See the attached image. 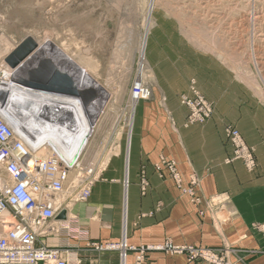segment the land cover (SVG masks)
I'll return each instance as SVG.
<instances>
[{"label": "crops", "instance_id": "crops-1", "mask_svg": "<svg viewBox=\"0 0 264 264\" xmlns=\"http://www.w3.org/2000/svg\"><path fill=\"white\" fill-rule=\"evenodd\" d=\"M192 60L187 63L167 57L155 62L161 71L159 89H153V99L138 101L132 126L126 110L113 118L114 136L107 142L100 177L89 199L74 203L68 211L66 222L80 230V235H50L41 238L42 243L70 246L73 257L84 264H120V251H98L89 244L118 243L126 233L132 245L170 238L178 244L229 247L234 251L230 255L234 263L243 252L260 249L247 257L246 264H264V237L251 229L252 223L264 221V101L248 98L214 59ZM177 67L182 72L177 69L173 74ZM193 78L216 109L208 122L185 127L188 108L181 105L179 95L189 92L188 80ZM110 120L105 116L98 126L103 122L106 128ZM228 124L255 147V171H248L240 160L225 162L233 154L225 135ZM162 156L177 163L184 186L197 179L200 204L182 193L167 168L164 177L156 172L154 165ZM142 169L150 183L145 195L140 188ZM159 202L161 211L141 216ZM128 262H133L131 253ZM148 264L202 263L184 255L153 252Z\"/></svg>", "mask_w": 264, "mask_h": 264}, {"label": "rangeland", "instance_id": "rangeland-1", "mask_svg": "<svg viewBox=\"0 0 264 264\" xmlns=\"http://www.w3.org/2000/svg\"><path fill=\"white\" fill-rule=\"evenodd\" d=\"M150 4V0H0V36H6L9 41L7 49H5V44L0 45V62L24 38L32 36L41 46L50 45L56 50L62 49L65 55L70 58H83V66H86L88 61L97 64L96 72L93 70L91 76L88 75L111 95L108 96V107L103 115V118L106 114L111 117L109 124L105 128V123L102 122L96 127L95 134L90 138L88 146L78 156L80 170L73 172L76 179L79 180L76 185L78 193L87 187L91 183L90 181L100 177V171L107 160V142L114 136V128L110 124L113 123V118L123 116L125 110L126 116H129L125 104L130 98L133 86L138 83L141 66L140 45L148 24ZM147 30L146 63L144 66L149 77L145 75L144 85L151 91V96L148 99H153V89L158 90L160 87L161 71L155 66L156 61H164L167 57H173L178 61L190 63L193 61L192 59L204 61V58L208 57L214 59L219 68L225 69L229 74V76L227 75L228 79H231L237 88L244 90L248 98L264 101V0H154ZM3 62L5 65V61ZM83 66L82 68H84ZM177 69L178 72H182V68L177 67L172 73L176 74ZM1 71L3 70H0V75ZM194 80V78L188 80L189 92L179 95L181 105H183L181 97L191 94V84ZM195 82L197 85L196 80ZM196 87L198 88V86ZM115 94L118 99L114 100ZM201 94L203 95L202 92ZM209 102L214 107L212 118L216 104L212 101ZM62 115L60 109L56 110L55 117L63 123L61 127L64 130H61L60 136H56L66 144L69 141V136H72L71 133H75L76 127L73 122L69 123L70 119ZM44 116L51 120L48 113ZM21 118L24 120V116ZM30 120H27L24 126L28 129L29 125L32 129L29 128L26 131L35 136L38 134L35 131L37 126ZM27 123L29 124L27 125ZM40 124L45 127L44 123ZM228 126L235 127L228 124L225 127V135ZM253 148L255 149V147ZM226 160L225 162L228 163ZM169 161L175 162L173 159L160 157V160L154 165L156 172L164 177L163 169L167 168L170 177L176 182L182 193L189 195L194 203L200 204L201 198L196 191L197 179H191L189 184L184 186L177 163L175 162L179 180L167 167ZM157 164L160 165V169H157ZM90 171L91 174L88 175L87 173ZM78 176L79 178H77ZM143 176L147 181L145 191L142 190ZM149 186L147 171L142 169L140 188L143 195L147 193ZM162 206L163 204L159 202L151 211L141 216H152L161 211ZM215 210L213 209V212ZM255 223L260 222L252 223L251 229L257 231L254 228ZM128 244L144 248L142 264L149 263L150 255L153 252L184 255L189 261L216 264L208 261L202 255H196L193 250L188 249L190 247L213 250L223 261V264H246L247 257L258 254L260 251V249L245 251L241 254L239 261L234 263L230 260V255L234 251L229 247L215 248L178 244L170 238H166L160 243ZM130 253L133 254L134 262L135 253Z\"/></svg>", "mask_w": 264, "mask_h": 264}, {"label": "built area", "instance_id": "built-area-1", "mask_svg": "<svg viewBox=\"0 0 264 264\" xmlns=\"http://www.w3.org/2000/svg\"><path fill=\"white\" fill-rule=\"evenodd\" d=\"M196 86L194 80L191 94L181 97L183 105L188 108L185 126L204 123L213 114V104ZM132 93L141 100L151 96L150 89L141 82L133 86ZM1 107L0 103V264H84L73 257L70 246H48L40 239L50 235H80V230L66 222L68 211L72 204L89 198L96 179L81 192H76L79 180L73 172L80 170L79 158L69 162L53 149L46 157L39 155L45 144L32 148L29 141L17 134L6 121ZM226 137L233 148V156L226 161L242 160L246 168L253 171L257 167L255 149L247 145L239 130L233 126L226 128ZM167 167L179 180L175 162L169 161ZM160 168L157 164V169ZM87 174L90 175L91 171ZM146 186L143 176V191ZM62 196L60 202L58 199ZM63 210L66 211V219L58 220L57 216ZM254 228L264 236V222L255 223ZM89 246L98 251H120V264H130V252L135 253V261L131 264H142L144 260V248L129 245L126 233L118 243L94 242ZM188 249L210 262L223 264L211 249Z\"/></svg>", "mask_w": 264, "mask_h": 264}, {"label": "bare ground", "instance_id": "bare-ground-1", "mask_svg": "<svg viewBox=\"0 0 264 264\" xmlns=\"http://www.w3.org/2000/svg\"><path fill=\"white\" fill-rule=\"evenodd\" d=\"M150 1L151 4L147 17L148 24L149 18L151 17L152 6L154 5V0ZM148 24L146 25L145 36L143 37L142 43L140 45L141 66L139 72L140 75L138 76V82H141V84L143 85L146 79L145 75H147V71L145 69L146 67L144 66V64L146 63L145 51L147 46ZM8 43L9 41L7 40L6 36H0L1 46L2 44H5V49H7ZM54 50L58 53L64 52L62 49L56 50L54 48ZM63 54H65V52ZM67 58L69 59V62L71 64L78 66L90 76L92 71L94 70L96 72V69L98 67L97 64L91 61L86 62V66H83V58L76 59L72 57L70 58L68 56ZM3 61L0 62V70H3L1 71L2 73L0 75V103L3 100L4 93H7L4 98V101H6L5 106L1 107V114L3 115V117L13 127L17 134L25 137L29 141L32 148L37 149L45 144L44 149L40 151L39 155L46 157L53 149L57 150L59 154L67 161H74L76 157L82 154V152L88 146L90 138L94 136L96 127L98 126L99 121L102 120L103 115L106 112L105 109H107V105L109 102L107 103L106 108L103 110V113L99 116V119L97 120L95 126H92L79 98L64 94H56L50 91L28 88L26 85L20 84L14 79L13 70L7 64L4 65ZM80 65H82L84 68H82V66ZM9 73L13 76L10 77ZM129 96L130 98L127 100L128 103L126 102V106L129 110L128 124L132 126L134 109L138 101H140L141 99H137V97L134 96L132 92H130ZM31 99L32 101H30ZM115 99H118V96H116V94L114 100ZM116 101L112 102L114 103ZM49 105L51 106L49 107ZM57 107L61 110V114H63L62 116H66L68 119H70L69 123L73 122L74 126L76 127L75 133H71L72 136H69V141L66 144L61 142L56 136H60V133L64 131L61 127V124L63 123L58 121V119L55 117L56 110H58ZM47 113L50 116L49 118H51V120L45 118L44 115H46ZM107 115L108 114H106V116ZM21 116H24V120L21 118ZM29 119H31V123H34L37 126V129L34 130L37 131L38 134H36L35 136L26 131L29 128L32 129L28 125L29 123H27L29 127L28 129L24 126V124H26L27 120ZM40 123H44L45 127ZM67 127L69 128L68 125ZM58 200L62 202L63 196Z\"/></svg>", "mask_w": 264, "mask_h": 264}, {"label": "water", "instance_id": "water-1", "mask_svg": "<svg viewBox=\"0 0 264 264\" xmlns=\"http://www.w3.org/2000/svg\"><path fill=\"white\" fill-rule=\"evenodd\" d=\"M52 48L41 46L32 36H27L4 61L13 70L14 79L28 88L79 98L90 124L95 126L109 93L84 70L71 64L65 54ZM57 219L65 220L66 211L60 212Z\"/></svg>", "mask_w": 264, "mask_h": 264}]
</instances>
